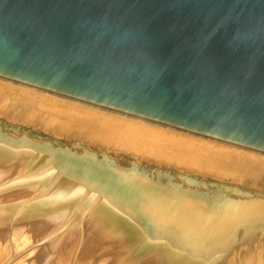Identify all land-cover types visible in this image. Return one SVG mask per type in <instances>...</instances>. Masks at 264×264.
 I'll return each mask as SVG.
<instances>
[{
    "label": "bare ground",
    "instance_id": "obj_1",
    "mask_svg": "<svg viewBox=\"0 0 264 264\" xmlns=\"http://www.w3.org/2000/svg\"><path fill=\"white\" fill-rule=\"evenodd\" d=\"M263 157L0 79V226L45 234L60 260L81 245L115 251L109 264L247 262L264 241Z\"/></svg>",
    "mask_w": 264,
    "mask_h": 264
},
{
    "label": "water",
    "instance_id": "obj_2",
    "mask_svg": "<svg viewBox=\"0 0 264 264\" xmlns=\"http://www.w3.org/2000/svg\"><path fill=\"white\" fill-rule=\"evenodd\" d=\"M0 79L264 154V0H0Z\"/></svg>",
    "mask_w": 264,
    "mask_h": 264
},
{
    "label": "rangeland",
    "instance_id": "obj_3",
    "mask_svg": "<svg viewBox=\"0 0 264 264\" xmlns=\"http://www.w3.org/2000/svg\"><path fill=\"white\" fill-rule=\"evenodd\" d=\"M10 88H12V87H10ZM15 122L17 125L23 126V123H21V121L20 122L15 121ZM22 132H24V131H22ZM18 134H19V132H18ZM212 145H214V144H212ZM214 146H216V145H214ZM221 146H223V145H221ZM223 147L235 150L234 148L226 146V145ZM247 180L249 181L251 179L247 178ZM222 185H225V183L220 184V186H222ZM239 186H241V185H239ZM236 187H235L236 189H239L241 191H244V190H242V188H247L245 186H243V187L241 186V188L238 186H236ZM195 221L197 223H199L200 217H195ZM6 228L7 227L5 225L0 226V244L4 243V247L6 246L5 251L0 254V261H1L0 264H24V263L25 264H27V263L31 264V263H34L35 261L37 262L39 259L41 261L44 260V261L48 262V263L45 262L46 264H63V261L70 260V259H72V257L74 258V257L78 256V254H80V255H79V257H77V258H79V260L77 259V261H76L77 264H109L110 261H114L117 258V253L115 251H112V250H109L108 252H106L104 254H102L101 252L97 253L95 250H93V251L90 250L91 252L89 251V252L83 253L84 249L83 250L79 249L81 247V245H80V247H78V248L76 247V249H74L73 253L72 252L71 253H68V252L65 253L66 258H63V260H60L59 258L57 259L55 256L57 251H55L53 253L52 250H48V248H47L48 245H46L44 243L42 244L39 242L40 238H43L42 236H44L45 234L40 235V238L34 242V241L28 240L30 238L26 235V233L20 234L18 227L16 225L10 226V224H9V226L7 228L8 229L7 232L9 235L4 232V230H6ZM2 232H4V233H2ZM96 238H98V237H96ZM96 238L94 237L92 240L95 241ZM263 240H264V236H263ZM29 242H32V243H29ZM263 242L264 241L261 240V237H260V240H258V242L256 241L255 245L259 246L260 250L258 252L257 251L252 252L250 254V257H249L247 262L243 263V257L237 255V257L234 258V261L231 264H264V248H263L264 243ZM84 243L87 244L86 242H84ZM54 247H57V246H54ZM21 249L23 251H21ZM15 250H16V252H15ZM79 251H80V253H79ZM240 257H242V258H240Z\"/></svg>",
    "mask_w": 264,
    "mask_h": 264
}]
</instances>
